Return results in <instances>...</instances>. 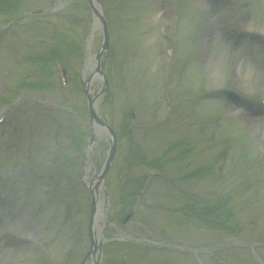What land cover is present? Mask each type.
<instances>
[{
  "label": "rangeland",
  "instance_id": "374dc122",
  "mask_svg": "<svg viewBox=\"0 0 264 264\" xmlns=\"http://www.w3.org/2000/svg\"><path fill=\"white\" fill-rule=\"evenodd\" d=\"M222 1V14H211V21L225 20L224 28L214 30L206 24L209 2L105 0L114 53L102 55L108 89L96 101L118 147L98 179L112 138L92 123L82 83L92 77L90 86L99 90L103 82L96 57L95 69L87 67L103 37L89 1L59 0L55 12L30 19L54 0H0L6 31L0 37V229L21 233L24 243L11 249L2 243L0 264H78L91 239L85 183L96 177L103 197L102 264H264V77L258 74L264 51L253 40L235 45L230 36L237 20L225 15L239 13L262 28L264 0ZM52 28L60 30L56 40ZM53 56L68 68L67 90ZM241 60L256 63L246 81L238 77ZM23 91L60 109H46L37 99L12 101ZM167 95L172 114L160 126L170 109ZM250 100L253 111L244 104ZM133 104L139 114L134 127L127 115ZM56 139L61 147L51 165ZM150 172L171 180L156 176L142 197L170 208L139 202L121 223ZM239 241L240 249L220 248ZM249 243L257 246L259 262ZM84 264H94L92 257Z\"/></svg>",
  "mask_w": 264,
  "mask_h": 264
},
{
  "label": "bare ground",
  "instance_id": "6f19581e",
  "mask_svg": "<svg viewBox=\"0 0 264 264\" xmlns=\"http://www.w3.org/2000/svg\"><path fill=\"white\" fill-rule=\"evenodd\" d=\"M201 1L202 2H205V0H201ZM210 8H212V9L214 8L215 11L210 10ZM223 8H224V5L222 3H219V2H217V3H211L210 2L209 3V5H208V7L206 9L208 11V15L207 16L209 18L208 21H206V22L209 23V24L206 23L207 24V27L209 25V27L210 28H213L214 30H217L219 28H224V21L225 20L220 19L219 17L216 16V18L214 19V21H211V14H218V13L222 14L220 11H217V10L218 9H223ZM224 11H227V10H224ZM225 15H227V20L228 19L229 20H232L233 19V16H232V14L229 13V11ZM236 17H238V20H243V19H240L241 17H240V14L239 13H238V16H236ZM98 19L99 18H97L95 20V22H94V27H96V28H98V26H99ZM246 26H247V28L250 29L249 32H251L253 34V36H255L256 38H260L261 39V44L260 45H261V48L264 49V29L253 28L252 25H250V24H248ZM208 30H210V29H208ZM93 58L94 57L91 55V58L88 59L87 67L92 68L94 70L95 67H94V62H93L94 59ZM259 58L261 59V61H262L261 63L262 64L260 65V68L261 69L258 67L259 68L258 74L259 75H262L264 77V58L261 55H260ZM252 65H254V67H255L256 66V63H252L251 60H247V61H245V60L242 61L241 60L240 62H238L237 69H241L242 70L241 72H244V74H245L244 78L245 77H251V75L254 72V69L256 68V67L254 68ZM236 82H235V84H236ZM94 92L96 93L97 91L94 89ZM260 121L262 123H264V116L262 118H260ZM94 126H95V128H97V130L98 129L99 130H102L96 124ZM258 136H261V134H259ZM96 185L99 186V183L98 182L96 183L94 181L93 182V186H95L97 188ZM97 190H98V188H97ZM96 195L98 196V201H97V212H96L95 219H94V224H93L94 228L93 229H94V235L97 238H99L100 237V235H99L100 234V230H101V227H102V225H101L102 223L100 221L102 219V215H101V208H102V206L101 205H102L103 197L100 195L99 192H97ZM13 254L16 255V251L14 249H13Z\"/></svg>",
  "mask_w": 264,
  "mask_h": 264
},
{
  "label": "water",
  "instance_id": "95a60500",
  "mask_svg": "<svg viewBox=\"0 0 264 264\" xmlns=\"http://www.w3.org/2000/svg\"><path fill=\"white\" fill-rule=\"evenodd\" d=\"M91 2H93L92 0H91ZM94 7V6H93ZM94 9H95V12L98 14V11H97V9H96V7H94ZM99 16L101 17V19H102V22H103V26H104V36H105V41H104V43H103V46H104V48H107L108 46H107V43H108V35H107V26L105 25V18L101 15V14H99ZM100 51L98 52V54H97V56H98V61H99V59H100ZM98 70H99V72H102V66L101 67H99L98 68ZM105 83H106V79H105ZM86 92H87V95H88V97H89V102L92 104L93 103V100H94V96L92 97L89 93H88V90L86 89ZM93 110V112H92V115L93 116H95V118H96V120L99 122V123H101V124H105L108 128H109V130H110V133H111V135H112V138H113V140H112V143H111V147H110V150H109V152L107 153V157H106V160H105V162H104V164H103V166H104V169L102 170V172L99 174V176H100V179H103V175L106 173V171H107V169L110 167V163H111V161H112V159H113V157H114V153H115V149H116V135H114V132H113V130L110 128V126H108L106 123H105V121H103V119L100 117V116H98L97 114H96V111L94 110V108L92 109ZM101 247H102V245H98V243H97V241H95V239H93L92 238V252H93V254H95L96 253V251H97V249H101ZM95 263L96 264H100L99 263V259H96V261H95Z\"/></svg>",
  "mask_w": 264,
  "mask_h": 264
}]
</instances>
